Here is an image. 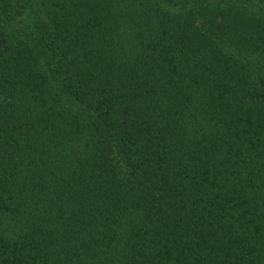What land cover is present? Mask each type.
I'll use <instances>...</instances> for the list:
<instances>
[{"label":"trees","instance_id":"obj_1","mask_svg":"<svg viewBox=\"0 0 264 264\" xmlns=\"http://www.w3.org/2000/svg\"><path fill=\"white\" fill-rule=\"evenodd\" d=\"M251 1L0 0V264H264Z\"/></svg>","mask_w":264,"mask_h":264},{"label":"rangeland","instance_id":"obj_2","mask_svg":"<svg viewBox=\"0 0 264 264\" xmlns=\"http://www.w3.org/2000/svg\"><path fill=\"white\" fill-rule=\"evenodd\" d=\"M251 4H253L254 8L250 11L254 12V13H261L264 12V1L262 0H253L250 2Z\"/></svg>","mask_w":264,"mask_h":264}]
</instances>
